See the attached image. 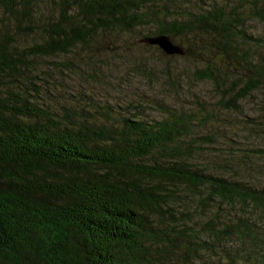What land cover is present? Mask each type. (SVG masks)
Here are the masks:
<instances>
[{"label": "trees", "instance_id": "1", "mask_svg": "<svg viewBox=\"0 0 264 264\" xmlns=\"http://www.w3.org/2000/svg\"><path fill=\"white\" fill-rule=\"evenodd\" d=\"M249 1L263 17L264 0ZM234 9L185 0H0V264H264V192L192 162L189 115L115 118L106 106L90 113L71 101L55 108L44 99L54 77L40 71L44 60L75 49L129 51L134 32L139 43L165 35L199 51L211 39L220 63L193 77L223 83L222 57L241 62L247 75L222 73L234 109L264 84V31L246 36ZM234 242L239 248L225 255Z\"/></svg>", "mask_w": 264, "mask_h": 264}, {"label": "rangeland", "instance_id": "2", "mask_svg": "<svg viewBox=\"0 0 264 264\" xmlns=\"http://www.w3.org/2000/svg\"><path fill=\"white\" fill-rule=\"evenodd\" d=\"M185 1L197 8L235 7L234 14L240 18L246 36L259 37L264 31V16L256 18L251 14L249 0ZM138 35L134 32L126 37L129 51L102 45L93 55L82 50L77 54L78 49H75L68 57L59 55L51 60L56 64L70 61L72 65L68 69L59 64L55 67L61 69H51L50 59L41 62L42 77H54L49 82L54 88L45 101L55 108L64 101H71L90 113L106 106L113 110L112 117L137 120H156L168 110L182 112L189 115L194 124V132L185 144L195 147L196 154L191 160L197 167L230 180L244 181L264 192V84L237 101L232 109L226 102L229 93L223 90L231 81L227 76L248 74L241 62L227 64L223 56L222 63H226V67L220 71V76L224 81L214 85L193 77L194 70H208L205 68H213L211 64L220 63L210 48L213 47L211 39H203L200 45L204 48L199 51L200 46L194 49L187 39L171 38L182 49L187 46L186 58L182 59L168 58L154 46L139 43ZM87 55L91 60L85 59ZM202 137L205 140H201ZM238 248L236 242L223 246L225 255Z\"/></svg>", "mask_w": 264, "mask_h": 264}, {"label": "water", "instance_id": "3", "mask_svg": "<svg viewBox=\"0 0 264 264\" xmlns=\"http://www.w3.org/2000/svg\"><path fill=\"white\" fill-rule=\"evenodd\" d=\"M140 43L147 46H154L167 57L181 56L183 53L182 49L178 45L172 43L165 35L144 37L140 40Z\"/></svg>", "mask_w": 264, "mask_h": 264}]
</instances>
